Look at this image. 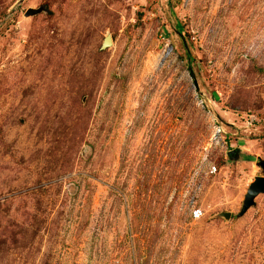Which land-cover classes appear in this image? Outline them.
I'll return each mask as SVG.
<instances>
[{
	"label": "rangeland",
	"instance_id": "374dc122",
	"mask_svg": "<svg viewBox=\"0 0 264 264\" xmlns=\"http://www.w3.org/2000/svg\"><path fill=\"white\" fill-rule=\"evenodd\" d=\"M260 164L264 0H0V264H264Z\"/></svg>",
	"mask_w": 264,
	"mask_h": 264
},
{
	"label": "water",
	"instance_id": "95a60500",
	"mask_svg": "<svg viewBox=\"0 0 264 264\" xmlns=\"http://www.w3.org/2000/svg\"><path fill=\"white\" fill-rule=\"evenodd\" d=\"M31 15H35L34 11H30L28 13V16ZM113 45V40L112 37H108L105 41V45H104V49H107L108 47ZM232 155H236L237 156V152L234 151L232 152ZM238 159H243V157L241 155L238 156ZM262 167H264V164H260ZM264 194V177H259L256 179V182L254 184H252L248 195L246 197V202H245V208H244V212L243 214H246L247 211L255 204V200L256 198L261 195ZM228 218L231 217L230 214H227Z\"/></svg>",
	"mask_w": 264,
	"mask_h": 264
},
{
	"label": "built area",
	"instance_id": "2783aa9c",
	"mask_svg": "<svg viewBox=\"0 0 264 264\" xmlns=\"http://www.w3.org/2000/svg\"><path fill=\"white\" fill-rule=\"evenodd\" d=\"M198 214H199L198 212L195 213L196 217H198Z\"/></svg>",
	"mask_w": 264,
	"mask_h": 264
}]
</instances>
